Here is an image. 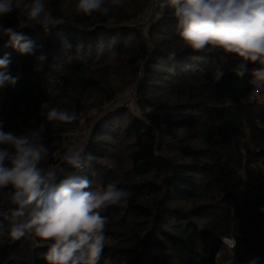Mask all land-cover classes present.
<instances>
[{
	"label": "trees",
	"instance_id": "trees-1",
	"mask_svg": "<svg viewBox=\"0 0 264 264\" xmlns=\"http://www.w3.org/2000/svg\"><path fill=\"white\" fill-rule=\"evenodd\" d=\"M76 2L45 1L58 22L49 32L19 10L0 18L43 46L21 55L0 37V58L8 54L7 72L19 77L14 86L0 87L3 130L39 132L49 149L41 166L55 167L57 184L83 175L93 188L115 183L129 193L127 207L102 212L107 239L100 264H220L222 238L235 242L233 264L254 257L264 264V213L258 211L264 207V104L252 97L250 75L233 74L239 58L188 48L164 0L163 18L146 27L148 34L131 22L152 0H129L128 6L106 0L107 16L78 14ZM41 53L43 62L36 58ZM217 66L225 71L219 82ZM131 87L141 112L154 109L146 118L123 106L110 110ZM51 107L79 118L49 122ZM102 108L106 116L82 148L91 164L58 163L62 136ZM7 191L0 190V200ZM7 233L8 221L0 218V264H47L46 243L14 241Z\"/></svg>",
	"mask_w": 264,
	"mask_h": 264
},
{
	"label": "clouds",
	"instance_id": "clouds-1",
	"mask_svg": "<svg viewBox=\"0 0 264 264\" xmlns=\"http://www.w3.org/2000/svg\"><path fill=\"white\" fill-rule=\"evenodd\" d=\"M108 2L111 6L123 4V0ZM164 5L173 9L178 35L188 48L196 52L219 50L238 57L240 62L232 69L233 74L239 78L250 75L257 92L264 90V0H164ZM74 8L85 16H107L110 12L106 0H77ZM14 10L23 12L34 22L32 26L45 32L58 24L46 10L44 0H0V18ZM3 36L21 55H35L36 49L43 47L0 23ZM175 56V52L169 53V59ZM36 58L43 62L47 55L41 53ZM10 63L8 54L0 58V87L18 82L19 77L7 72ZM224 75V69L217 66L215 81ZM153 111L146 106L139 115L146 118L144 113ZM78 118L77 112L67 109L51 107L47 111L49 122L73 123ZM48 154L39 132H5L0 121V190L8 189L6 198L0 200V218L8 221L7 234L14 241L27 238L38 246L39 242L46 243L47 264H100L107 239V217L102 212L110 206L127 207L129 193L115 183L93 188L92 181L83 175L68 176L57 184V170L41 166ZM63 160L82 169L93 157L89 154L85 158L83 149L69 150ZM258 211L264 213V207ZM259 259L254 257L247 264H258ZM233 260L234 252L227 264H233Z\"/></svg>",
	"mask_w": 264,
	"mask_h": 264
},
{
	"label": "rangeland",
	"instance_id": "rangeland-1",
	"mask_svg": "<svg viewBox=\"0 0 264 264\" xmlns=\"http://www.w3.org/2000/svg\"><path fill=\"white\" fill-rule=\"evenodd\" d=\"M45 1H48V0H44V3ZM123 3H125V5L128 6L129 0H124ZM46 10H47V6H46ZM153 11H154V8L152 7V3H151V6H147L145 10L142 12V14L139 17H137L134 21H132L131 23L135 24L136 26L142 27V29L148 34L146 30L148 28L146 27H148L149 25H152L149 22V19ZM134 92H135L134 87L133 88L131 87L121 92L117 99L118 100V102L116 103L117 105L115 104V106L113 107L111 106V104L109 105L111 107L110 110L112 111V113H116L118 111L117 109L118 107L122 108V106L123 107L128 106L127 109H129L132 113L139 115V113H141V110L138 107ZM104 108L98 111L92 110L90 113H88L87 115L83 116V118H81L78 124V129L69 131L68 133L62 136L63 138L62 147H61L60 152L57 154L55 158L58 163H62L64 161L63 156L65 152L69 150L80 151L83 147L86 146L92 134V130L95 124L98 121H100L104 116H106V113L105 114L99 113L101 110H104ZM51 168H55V167L53 166ZM217 259H219L220 264H227V262L230 259H232V251H229V249L222 247L221 252H219Z\"/></svg>",
	"mask_w": 264,
	"mask_h": 264
},
{
	"label": "built area",
	"instance_id": "built-area-1",
	"mask_svg": "<svg viewBox=\"0 0 264 264\" xmlns=\"http://www.w3.org/2000/svg\"><path fill=\"white\" fill-rule=\"evenodd\" d=\"M160 2H161V0H152V7L154 8V11L152 12V14L150 16V19H149L150 23L155 22L158 19L163 18V14L161 12H159L160 11L159 7L161 4ZM252 97L254 100H257L259 103L264 104V90H260L259 92H257L254 85H253V89H252ZM127 108H128V106H127ZM221 241H222L223 246L226 249L233 250L232 243L234 242V240L229 239V238H222Z\"/></svg>",
	"mask_w": 264,
	"mask_h": 264
}]
</instances>
